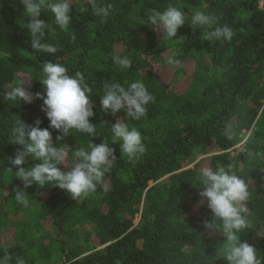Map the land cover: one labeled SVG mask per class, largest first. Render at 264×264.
<instances>
[{
  "label": "trees",
  "instance_id": "1",
  "mask_svg": "<svg viewBox=\"0 0 264 264\" xmlns=\"http://www.w3.org/2000/svg\"><path fill=\"white\" fill-rule=\"evenodd\" d=\"M96 2L113 5L109 17L95 16L92 0H69L67 30L42 11L47 42L58 48L49 54L31 49L29 18L19 0H0V257L7 254L9 264L18 257L25 264H228L220 255L223 235L203 226L212 213L199 195L200 170L218 164L234 165L248 184L250 225L241 236L264 257V0ZM170 3L185 13L179 41L163 39L162 28L145 24L149 9L163 11ZM196 11L231 27L232 38L205 40L208 29L191 25ZM125 56L132 61L128 68L115 62ZM173 58L179 65L169 63ZM49 60L69 74L82 72L95 104V137L49 129L53 143L67 145L74 158L76 149L107 139L117 165L87 196L73 200L63 190L33 184L22 203L15 190L23 182L8 170L7 158L21 149L11 131L18 118L49 126L43 100L35 98L43 94L39 79ZM138 79L155 97L146 116L133 120L125 111L113 115L101 108L104 83L127 87ZM20 84L32 103L3 101ZM118 120L141 132L146 151L139 158L129 160L120 152L121 141L113 140L110 129ZM36 163L28 158L23 167Z\"/></svg>",
  "mask_w": 264,
  "mask_h": 264
},
{
  "label": "clouds",
  "instance_id": "2",
  "mask_svg": "<svg viewBox=\"0 0 264 264\" xmlns=\"http://www.w3.org/2000/svg\"><path fill=\"white\" fill-rule=\"evenodd\" d=\"M24 7V16L29 18L27 25L30 34V47L34 52L56 53L58 48L47 42L49 23L39 19L44 9L50 11L56 24L67 30L72 23V9L69 0H19ZM93 14L102 20L109 17L113 11L112 4H98L92 0ZM145 24L159 26L163 30V39H176L178 29L185 25V13L175 4H169L163 11L149 9L146 13ZM193 28H206L205 40L228 41L233 36V29L228 25H218L214 17L203 11H196L191 17ZM120 67L128 68L132 61L128 57H120L115 61ZM169 63L179 65L177 59H170ZM43 78L39 79L43 85V94L36 93L35 98L42 99L43 111L49 126L42 128V121L37 119L34 126L26 125L20 118L14 121L12 127V143L21 146L14 156L7 158L9 171H15L18 179L23 182V189H16V199L27 203L26 189L33 184L41 188L51 186L70 194L71 199L82 198L95 191L104 174L117 165L115 149L110 147L109 141L104 139L100 144L90 142L87 147H80L70 158L66 151L67 145L57 146L53 143L54 129L63 135H69L70 130L86 133L95 137L96 125L91 122L95 113V104L91 101L92 88L85 82L82 72L69 74L68 69L60 63L46 61L42 67ZM103 95L100 99L101 108L107 113L115 115L125 111L127 117L139 120L146 116L148 105L155 97L147 90L142 80H135L127 87L120 83H104ZM3 101H24L32 103L33 95L27 92L22 84L11 87L3 94ZM110 132L113 140L119 144L121 154L129 160L139 158L145 151V144L140 131L130 127L124 120L112 124ZM225 135H230V128H225ZM62 137L57 136L60 141ZM115 144V143H113ZM28 158L39 161L31 167H23ZM67 162V163H66ZM65 165L69 171L61 170ZM198 183L203 190L199 193L206 198L207 207L211 211L210 220L204 221V228L209 232L219 231L224 237L220 252L228 264H264V257L247 240L242 239L244 232L250 225V209L248 184L237 174L234 165H217L203 167L200 170ZM10 257L5 254L0 257V264H9ZM16 264H25L23 258H17Z\"/></svg>",
  "mask_w": 264,
  "mask_h": 264
},
{
  "label": "rangeland",
  "instance_id": "3",
  "mask_svg": "<svg viewBox=\"0 0 264 264\" xmlns=\"http://www.w3.org/2000/svg\"><path fill=\"white\" fill-rule=\"evenodd\" d=\"M249 136H250V132L245 133V134L243 135V140H242V142L237 146L238 151H240V150L243 149V147H244V143L248 140ZM152 185H153V184H152ZM139 221H140V217L137 218L136 223H139Z\"/></svg>",
  "mask_w": 264,
  "mask_h": 264
}]
</instances>
